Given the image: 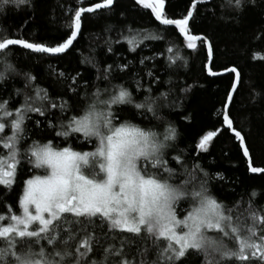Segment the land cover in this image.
I'll return each instance as SVG.
<instances>
[{"label":"snow or ice","instance_id":"snow-or-ice-1","mask_svg":"<svg viewBox=\"0 0 264 264\" xmlns=\"http://www.w3.org/2000/svg\"><path fill=\"white\" fill-rule=\"evenodd\" d=\"M200 2L203 0H197ZM30 3L31 0H0V12L10 6L19 8ZM113 3L114 0H103L94 7L76 10L70 25L73 30L56 46L0 37V84L20 75L11 62L12 46L34 53H66L81 31L82 14L108 9ZM137 3L150 8L160 24L174 25L184 35L187 48L195 49L198 40H206L190 34L189 21L194 15L195 3L193 10L179 19L166 17L165 0H137ZM244 3L245 0H225L222 7L241 11ZM128 33L121 36L132 52L144 40L164 39L131 27ZM112 50L109 44L108 51ZM166 51L170 54L169 66L186 63L174 47L169 46ZM208 53L211 56L210 43ZM257 58L264 59V56H254ZM149 59L151 57H144L139 63L144 65ZM89 63L96 68V79L109 86L93 85L95 91L89 93V83L85 82L81 100L80 91L75 87L77 79L71 77L70 91L76 96V104L62 97L57 102L47 89L36 84V77L31 73L23 74L25 89L30 92L24 93L19 107H10L11 95L9 99L0 100V148L4 150L0 152V186L11 188L16 183L18 168L25 161L33 170L41 172L24 181L19 210L8 205L7 213L0 214V264H137L134 258H129L131 244L136 239L151 240L156 253V259L148 261L145 257L149 248L137 249L141 257L139 264H184L192 254L198 257L199 264H264V208L254 206L258 193L251 192L247 207L241 212L239 203L229 206L215 195L212 181L223 179L219 173L213 176L197 162L189 165L182 153L171 156L168 150L174 147L179 133L175 125L160 115V109L166 106L163 100H167L169 94L151 95V83L159 82L153 71L146 72L151 82L144 89L147 93L144 99L137 101L124 84L112 83V64L101 68L98 62ZM129 64H118L115 68L125 72ZM226 71L235 76L236 82L231 86L234 93L241 73L235 66ZM209 73L217 75L211 68ZM59 76L66 78L63 72ZM136 84L138 91L143 88L140 80ZM21 91L16 89V94ZM232 98L229 94L227 100L231 102ZM129 105L140 116L165 122L164 131L121 119L122 106ZM57 111L61 115L54 123L49 117H56ZM34 113L44 117V121H34L35 128L43 124L51 128L55 136L46 142L33 140L24 147L28 121L33 119ZM223 123L233 129L227 114L223 116ZM233 131L243 155L249 157L244 136ZM216 135V131L207 132L196 150L208 152ZM56 138L65 142L64 145L54 143ZM70 139L90 144L92 149L77 150L66 143ZM249 169L252 173H264V168L252 166L251 159ZM184 204L188 206L182 207ZM85 222L93 228L98 222L101 231L107 225L108 232L100 237L95 231L82 229L84 234L81 235L72 228L74 224ZM101 239L107 242L103 258L91 259Z\"/></svg>","mask_w":264,"mask_h":264},{"label":"trees","instance_id":"trees-1","mask_svg":"<svg viewBox=\"0 0 264 264\" xmlns=\"http://www.w3.org/2000/svg\"><path fill=\"white\" fill-rule=\"evenodd\" d=\"M100 2L103 0H31L30 4L21 5L19 8L10 6L5 12H0V37L20 38L32 43L56 46L73 30L70 25L75 11ZM194 3L196 9L189 21L190 33L203 35L209 40L213 54L211 70L216 72L235 66L241 73V81L233 95L228 114L234 128L245 138L252 165L264 168V59H254V56H264V0H245L241 11L223 8L225 0H203L200 3H197V0H165L166 17L183 18L188 11L193 10ZM129 27L135 31L161 35L164 39L144 40L135 52L129 51V45L121 36L129 35ZM117 40L120 42L116 43ZM109 44L113 49L111 52L108 51ZM169 46L177 49L186 63L178 62L169 66L167 57L170 54L166 51ZM12 48L11 62L20 75L0 84V100L9 99L11 95L10 107H19L23 103L24 93L30 92V89H25L24 73L33 74L36 84L47 89L57 102L62 97L76 104V96L70 91L73 87L71 77L77 79L75 87L80 91L81 100L85 82L89 83V93L95 91L93 85H99L101 88L109 86L107 82L96 79V68L89 61L98 62L101 68L112 64V83L124 84L132 91L137 101H142L147 94L144 89L149 86L151 78L146 72L151 69L159 79L158 83H151V95L160 97L161 93L169 94L167 100H163L166 106L160 109V115L166 122L175 125L179 133L174 147L168 150L171 156L182 153L189 165L197 162L213 176L219 173L223 179H214L212 188L215 195L225 204L233 206L239 203V211L244 212L251 198L250 194L255 190L258 196L254 198V206L264 208V173L249 172L238 139L223 125V108L233 74L208 75L207 49L204 42L198 40L196 48L189 49L185 39L174 27L159 24L141 4L134 0H114L108 9L82 15L81 31L66 53L53 56L34 53L20 46ZM144 57L151 59L141 65L139 61ZM129 62V69L125 72L115 68V65ZM61 72L66 78L59 76ZM137 80L143 84L139 91ZM16 89L22 90L19 95L16 94ZM122 107L121 119L127 118L142 127L164 131L165 122L140 116L130 105ZM60 115L57 111L56 117L50 116L49 119L55 123ZM32 117L33 119L28 121V138L24 147L33 140L46 142L55 136L54 131L43 124L40 128H35L34 121H44V117L35 113ZM209 131H216L217 135L213 138L208 152H199L196 145ZM54 143L63 146L65 142L56 138ZM66 143L77 150L92 149V145L72 139ZM3 151L0 148V152ZM173 167H176L174 163ZM35 171L25 161L18 168L16 183L11 188L0 186V214L7 213L8 205H11L13 210H19L18 201L22 194L24 178ZM72 228L81 235L84 234L82 229L95 231L100 237L108 232L107 225H104L101 231L98 222L95 228L86 222L74 224ZM119 238L118 235L117 244ZM106 243L101 239L100 246L96 248L91 259L103 258V247ZM145 247L149 248L145 259L155 260L156 253L151 240L139 239L131 244L129 258H134L139 264L141 257L137 255V249L142 251ZM184 264H199V259L192 254Z\"/></svg>","mask_w":264,"mask_h":264},{"label":"water","instance_id":"water-1","mask_svg":"<svg viewBox=\"0 0 264 264\" xmlns=\"http://www.w3.org/2000/svg\"><path fill=\"white\" fill-rule=\"evenodd\" d=\"M134 1H136L137 2V0H134ZM100 3H102V2H100ZM95 4H97V3H95ZM95 4H93V5H90V6H87V7H85V8H88V7H94V5ZM99 10H101V9H97L96 11H99ZM149 11H150V13L152 14V16H153V18L155 19V16H154V14L152 13V11H151V9L149 8L148 9ZM87 13V12H86ZM84 14V13H83ZM82 14V15H83ZM156 20V19H155ZM157 21V20H156ZM159 24H160V22L159 21H157ZM169 26H171V27H174L175 28V26L174 25H169ZM176 29V28H175ZM177 30V32L179 33V30L178 29H176ZM191 34V33H190ZM79 35V34H78ZM179 35L183 38V39H185V37H184V35L183 34H181V33H179ZM192 35H194V34H192ZM197 36H200V37H203V38H206L205 36H203V35H197ZM75 42V41H74ZM204 43H205V46H206V49H207V64H206V69H207V73H208V75H210V76H221V75H225V74H229V73H231L230 71H226V69H223V70H221V71H216L215 73H217V75H211L210 73H209V68H210V64H211V60H212V55L213 54H211V56L209 55V53H208V43H210L209 42V40H207V38H206V40L204 41ZM31 51V50H30ZM49 55H53V56H55V55H61V54H49ZM232 67H229V68H227V69H231ZM233 74V73H232ZM236 81H235V76H234V74H233V81H232V83H231V86H232V84L233 83H235ZM231 86H230V88H229V91H228V95L229 94H231L232 95V97H233V95H234V93L232 92V89H231ZM238 86V85H237ZM237 89V88H236ZM228 95H227V97H228ZM233 99V98H232ZM230 104H231V102H229L227 99H226V102H225V105H224V108H223V116L225 115V114H227L228 116H229V114H228V109H229V106H230ZM229 118H230V116H229ZM231 119V118H230ZM232 120V119H231ZM233 122V121H232ZM223 125H224V127L225 128H227V125H225L224 123H223ZM228 129V128H227ZM233 129H235L234 128V124H233ZM233 129H228L229 131H230V133L232 134V135H234L235 136V133H234V131H233ZM236 130V129H235ZM237 131V130H236ZM242 135V134H241ZM243 136V135H242ZM238 142H239V145H240V141H239V139H238ZM241 147V146H240ZM241 151H242V154H243V149H242V147H241ZM244 156V155H243ZM244 158H245V160H246V165H247V168H248V170H249V172L250 173H252L251 171H250V169H249V159H250V157H245L244 156ZM253 166V165H252ZM261 168V167H260ZM252 174H261V173H252Z\"/></svg>","mask_w":264,"mask_h":264},{"label":"rangeland","instance_id":"rangeland-1","mask_svg":"<svg viewBox=\"0 0 264 264\" xmlns=\"http://www.w3.org/2000/svg\"><path fill=\"white\" fill-rule=\"evenodd\" d=\"M9 134H10V133H9ZM88 145H90V144H88ZM36 174H41V172L38 171V170H36L35 172H31V173H29L28 176H26V177L24 178V181H26V180L29 179L31 176L36 175ZM24 181H23V188H24ZM22 193H23V190H22ZM21 195H22V194H21Z\"/></svg>","mask_w":264,"mask_h":264}]
</instances>
